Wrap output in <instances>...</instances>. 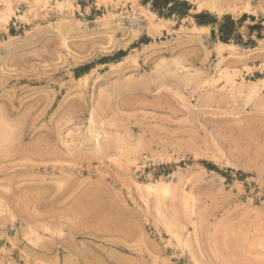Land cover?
I'll list each match as a JSON object with an SVG mask.
<instances>
[{
  "label": "rangeland",
  "instance_id": "rangeland-1",
  "mask_svg": "<svg viewBox=\"0 0 264 264\" xmlns=\"http://www.w3.org/2000/svg\"><path fill=\"white\" fill-rule=\"evenodd\" d=\"M0 264H264V0H0Z\"/></svg>",
  "mask_w": 264,
  "mask_h": 264
},
{
  "label": "bare ground",
  "instance_id": "bare-ground-1",
  "mask_svg": "<svg viewBox=\"0 0 264 264\" xmlns=\"http://www.w3.org/2000/svg\"><path fill=\"white\" fill-rule=\"evenodd\" d=\"M1 135V134H0Z\"/></svg>",
  "mask_w": 264,
  "mask_h": 264
}]
</instances>
